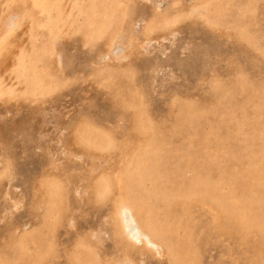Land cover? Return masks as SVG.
Listing matches in <instances>:
<instances>
[{"label": "rangeland", "instance_id": "1", "mask_svg": "<svg viewBox=\"0 0 264 264\" xmlns=\"http://www.w3.org/2000/svg\"><path fill=\"white\" fill-rule=\"evenodd\" d=\"M0 134V264H264V0H0ZM124 174L169 254L112 236Z\"/></svg>", "mask_w": 264, "mask_h": 264}, {"label": "bare ground", "instance_id": "2", "mask_svg": "<svg viewBox=\"0 0 264 264\" xmlns=\"http://www.w3.org/2000/svg\"><path fill=\"white\" fill-rule=\"evenodd\" d=\"M99 20V19H98ZM94 22V21H93ZM92 22V23H93ZM91 24V23H90ZM88 28V27H87ZM90 28V27H89ZM151 33V32H150ZM11 41V40H10ZM13 53V52H12ZM241 73V72H240ZM249 82H250V80H249ZM251 83H253V82H251ZM251 86V85H250ZM249 86V87H250ZM241 89V85L239 86V90ZM251 89H253V88H251ZM242 96H244V94L242 95ZM123 97V96H122ZM135 107H137V106H134V108ZM139 108V107H138ZM142 108H140V109H138V111H140V113L142 112ZM139 114V113H138ZM183 116H188L189 118H191L192 120H196V113H195V117H194V115H193V113H191V111H184L183 112V114H182ZM136 116H138V115H136ZM137 118V117H136ZM135 118V119H136ZM138 119L139 120H141L142 118L141 117H138ZM89 120H87V121H83L81 124H79V125H81V126H83V124L85 123V122H88ZM96 122H98V121H95V123ZM89 123H91V122H89ZM104 123V122H103ZM134 123H137V121L136 122H134ZM133 123V125H136V124H134ZM141 123V122H140ZM139 123V124H140ZM85 125V124H84ZM105 125V124H104ZM141 126V125H140ZM72 128V127H71ZM80 128V127H79ZM99 128V127H98ZM143 128V130L142 131H144L145 129H144V127H142ZM77 130V127L75 128V130H74V133H73V142L75 143V144H78L77 143V140L75 139V133H77L78 132V130ZM80 132H81V130H80ZM138 133V132H137ZM1 135V134H0ZM77 135V134H76ZM100 135H102V134H100ZM105 135V134H104ZM78 136V135H77ZM76 136V138H78ZM105 138H106V136H105ZM140 138V137H139ZM99 139V138H98ZM107 139H108V142L110 143L109 145H112V140H110L109 139V137H107ZM133 140V139H132ZM131 140V141H132ZM139 140V139H138ZM142 140V139H141ZM72 141V140H71ZM82 141V140H81ZM93 141V140H92ZM137 140H135V142H136ZM140 141V140H139ZM88 142V141H87ZM147 142V141H146ZM92 143V142H91ZM104 143H107V142H104ZM115 143V142H114ZM139 143V142H138ZM87 144V143H86ZM141 144V143H140ZM71 145V144H70ZM108 145V146H109ZM114 145V144H113ZM131 145V144H130ZM168 145V144H167ZM89 146V145H88ZM97 146V145H96ZM107 146V147H108ZM127 146V145H126ZM126 146H124V147H126ZM138 146V145H137ZM83 147V146H82ZM90 147H91V145H90ZM93 147H95V146H93ZM106 147V146H105ZM166 147V146H165ZM92 148V147H91ZM103 148V147H102ZM102 148H97V149H102ZM147 148V147H146ZM113 149V148H112ZM140 149V148H139ZM142 149V148H141ZM145 149V148H144ZM143 149V150H144ZM103 150V149H102ZM138 150V149H137ZM142 150V151H143ZM247 150H248V148H247ZM98 151V150H97ZM154 151V150H153ZM167 154V153H166ZM162 155H164V154H162ZM12 156H13V154H12ZM6 157V156H5ZM143 158H145V156H143ZM141 159V158H140ZM8 161V160H7ZM137 164H138V162H137ZM143 164V163H142ZM112 165V164H111ZM136 165V164H135ZM131 166V165H130ZM7 167H8V164H7ZM10 167V166H9ZM135 167V166H134ZM145 167V166H144ZM13 168V167H12ZM113 168V167H112ZM9 170V169H8ZM36 170V169H35ZM112 170V169H111ZM131 170V169H130ZM138 170V169H137ZM66 171H68V170H66ZM65 171V172H66ZM5 172V171H4ZM64 172V173H65ZM68 173V172H67ZM151 173V172H150ZM9 174H10V172H9ZM11 174H12V172H11ZM10 174V175H11ZM30 174V173H29ZM66 174V173H65ZM13 175V174H12ZM43 175V174H42ZM140 175H141V172H138V173H136V177H138V178H140ZM15 176V175H14ZM44 177H45V179H48L49 181H56L58 184H56L55 185V191L56 192H60V189L62 190V188L64 187L65 188V186H67V187H69L70 186V183H68V182H64L62 179H60V178H54L55 176H51L50 174H44L43 175ZM124 176V178H125V183L123 184V185H121V186H117L118 188H115L114 186H113V184L111 183V179L110 180H107V178H101L100 180H99V183H101V186H99V185H97V187L98 188H101L102 186H103V191H101V193L103 192V196H104V198H106L107 197V195H109L110 194V192H112V191H115L116 192V197L113 199V201H111L112 202V204H111V211H112V236H114V239H116V241H118L117 243L119 244V245H121L123 248V250H125V251H127V254H135V252H139V251H142L143 249H149V250H156L157 251V253H158V251H163V252H165L166 254L168 253V246L170 247V249L171 248H174L175 249V247H171L169 244L170 243H168V238L166 239L165 237H164V234H165V232H163V230L162 229H160V228H158V227H156V224H155V221H154V217H153V215L152 214H150V213H148L147 211H145L146 210V206H145V200H144V195L142 196L140 193H139V187H138V189H137V185H138V183L136 182V179H132V178H134V177H132V178H130L131 176H130V174H124L123 175ZM147 176H148V174H147ZM149 176H150V174H149ZM141 177H142V175H141ZM70 178V177H69ZM109 178V177H108ZM132 179V180H131ZM147 179H149V178H147ZM187 179V178H186ZM185 179V180H186ZM131 180V181H130ZM150 180V179H149ZM10 181V180H9ZM147 181V180H146ZM162 181L164 182V183H166V184H171L172 183V181H173V175H172V171H167V174H166V176L165 177H162ZM199 181V180H198ZM147 182H149V181H147ZM150 182H151V180H150ZM10 183V182H9ZM44 183V182H43ZM162 183V182H161ZM49 184V183H48ZM150 184V183H149ZM135 185V186H134ZM145 185V184H144ZM143 185V186H144ZM249 185V184H248ZM95 186V185H94ZM172 186V185H171ZM197 186H201V188H205L206 186L208 187L209 186V182H207V181H204V182H197V183H192V185H186L185 186V188H188V190H192V189H194L195 187H197ZM46 187V186H45ZM97 187H95L96 189H97ZM240 187V186H239ZM242 187V186H241ZM261 187H263V186H261ZM144 188V187H143ZM172 190H166V189H164L163 191H162V193H161V195H163L162 196V199L164 198V199H166V200H169V198H170V196H171V194H173V196L172 197H174V195L176 194V193H181L182 191H184V186H183V184L181 185V186H172ZM245 188V187H244ZM242 189V188H241ZM49 190V189H48ZM67 190V189H66ZM217 190V189H216ZM232 190V189H231ZM236 190V189H235ZM247 190V189H246ZM246 190H244V191H246ZM93 191H94V189H93ZM171 191H174V192H171ZM221 191H223V190H221ZM249 191V190H248ZM63 192V191H62ZM95 192V191H94ZM148 192V191H147ZM147 192H146V194H147ZM150 192V191H149ZM151 192H153L152 190H151ZM150 192V193H151ZM176 192V193H175ZM220 192V191H219ZM39 193V192H38ZM64 193H66V192H64ZM143 193V192H142ZM68 194V193H67ZM94 194V193H93ZM145 194V193H144ZM155 194V193H154ZM236 194V193H235ZM240 194V193H239ZM46 195V194H45ZM96 195H97V193H96ZM101 195V194H100ZM100 195H98L99 197H100ZM111 195V194H110ZM243 195V194H242ZM47 196V195H46ZM114 197V196H113ZM143 197V198H142ZM171 197V198H172ZM48 198V197H47ZM170 198V199H171ZM176 199V198H175ZM44 200V199H43ZM67 200V199H66ZM172 200H173V198H172ZM227 201V200H226ZM39 202V201H38ZM41 202V201H40ZM103 202V201H102ZM203 202V201H202ZM109 203V202H108ZM40 204V203H39ZM43 204V203H42ZM67 205V204H66ZM45 206V205H44ZM43 206V207H44ZM47 206V205H46ZM68 207H69V205H68ZM218 209V208H217ZM220 211V210H219ZM221 212V211H220ZM126 215L127 216V218H128V221L130 222V224L131 225H133L134 226V228H136L137 229V232H138V236L137 237H133V236H130V234H128L127 233V230H126V227H124V224H122V222H123V218H122V216L123 215ZM217 214H218V217H219V219H220V221L222 222V228L224 229V230H226V231H229V232H231V230H232V224L228 221V220H226L225 219V214H221V215H219V213L217 212ZM44 217V216H43ZM107 217V216H106ZM156 217H158V216H156ZM176 217V216H175ZM85 218V217H84ZM177 218H178V216H177ZM54 219V218H53ZM158 219V218H157ZM83 221V220H82ZM172 222H173V220L171 221V224H172ZM174 223H175V220H174ZM54 224H55V222H54ZM170 224V225H171ZM39 225V224H38ZM166 225H167V223H166ZM171 226H173L174 227V224H172ZM131 227V226H130ZM164 227V226H163ZM25 229H26V227H25ZM166 229V228H165ZM170 229V228H169ZM16 230V229H15ZM53 230V229H52ZM130 231H132V230H130ZM36 232V231H35ZM170 232L173 234V230L171 231L170 230ZM23 233V232H22ZM13 234V233H12ZM35 234V233H34ZM13 235H15L16 236V234H13ZM12 235V236H13ZM24 235V234H23ZM169 235L170 234H168V235H166L167 237H169ZM28 235H24V236H22V237H19L18 239H19V243H21V245L22 246H27L28 244H32V243H35V242H38L39 244H40V246H41V243H42V245H44L45 243V241L43 242V240L41 239L42 237H27ZM43 236V235H42ZM54 236V235H53ZM172 236V235H171ZM17 237V236H16ZM15 237V238H16ZM83 237V236H82ZM142 238H144L145 239V241L142 239ZM10 240L12 239V238H9ZM172 239H173V237H172ZM13 240H15V239H13ZM169 240H171L170 238H169ZM16 241V240H15ZM12 242V241H11ZM48 242H50V241H48ZM53 242V241H52ZM174 242V241H173ZM10 243V242H9ZM14 243V242H13ZM54 243V242H53ZM17 244V243H16ZM11 245V244H10ZM46 245V244H45ZM175 245V244H174ZM177 245V244H176ZM14 246H16L15 244H14ZM13 246V247H14ZM17 246H19V244H17ZM17 246L14 248V250H16V248H17ZM87 246V245H86ZM138 246H142V248L143 249H137L136 247H138ZM11 248H12V246H11ZM139 248V247H138ZM180 248V247H179ZM264 248V247H263ZM20 249V248H19ZM25 249V248H24ZM67 249V248H66ZM83 249H84V251H87V252H82L83 251ZM177 249V248H176ZM17 250H18V248H17ZM124 251V252H125ZM174 251V250H173ZM172 251V252H173ZM9 252H10V250H9ZM18 252H19V250H18ZM21 252V251H20ZM19 252V253H20ZM142 252H144V251H142ZM141 252V253H142ZM154 252V251H153ZM179 252V251H178ZM149 253V252H148ZM175 253H177V252H175L174 251V254ZM76 254V259H80L79 261H81V262H83V264H101L100 263V261H99V259H98V256H97V254H96V252L94 251V249H93V247L92 248H90V246L89 247H84V244H82L81 246H80V248L78 249V251L75 253ZM126 254V253H125ZM138 254V253H137ZM147 254V253H146ZM169 254V253H168ZM173 254V253H172ZM172 254H171V256H172ZM7 254H3V259H6V258H8V256H6ZM176 255H178V254H176ZM189 255V254H188ZM188 255H187V257H188ZM2 256V255H1ZM126 256H128V255H126ZM154 256V255H153ZM167 256V255H166ZM181 256H182V254H181ZM184 256V255H183ZM170 257V256H169ZM174 257H176V256H174ZM178 257V256H177ZM180 257V256H179ZM186 257V258H187ZM156 258V257H155ZM166 258V257H165ZM184 258V257H183ZM172 259V258H171ZM175 259V258H174ZM180 259V258H179ZM262 259V257L260 258V260ZM102 260V259H101ZM105 263V262H104ZM82 264V263H81Z\"/></svg>", "mask_w": 264, "mask_h": 264}]
</instances>
